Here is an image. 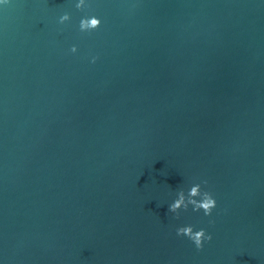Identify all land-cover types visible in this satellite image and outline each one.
Wrapping results in <instances>:
<instances>
[{"label": "water", "instance_id": "water-1", "mask_svg": "<svg viewBox=\"0 0 264 264\" xmlns=\"http://www.w3.org/2000/svg\"><path fill=\"white\" fill-rule=\"evenodd\" d=\"M78 2L0 4V264H264V0Z\"/></svg>", "mask_w": 264, "mask_h": 264}, {"label": "clouds", "instance_id": "clouds-1", "mask_svg": "<svg viewBox=\"0 0 264 264\" xmlns=\"http://www.w3.org/2000/svg\"><path fill=\"white\" fill-rule=\"evenodd\" d=\"M10 0H0V4H8ZM86 7V0H79L76 4V8L83 10ZM70 14H64L60 18V23L70 21ZM101 19L96 16L84 17L80 21V30L82 32H92L101 26ZM78 48L74 45L71 48V52L76 53ZM98 57H93L92 62L95 63ZM207 184V181L203 182ZM189 206H192V210L199 212L203 210L204 215L211 216L213 209L217 207V201L214 198L213 194L210 191L202 189V184L196 183L190 187V190L185 193L184 190H180L177 193V198L173 203L169 205V211L176 214V218H179L181 210L187 211ZM177 235L188 237L196 246L198 250L204 248L205 241L211 242L213 236L209 234L205 229L194 230V227L191 225L182 226L177 229Z\"/></svg>", "mask_w": 264, "mask_h": 264}]
</instances>
